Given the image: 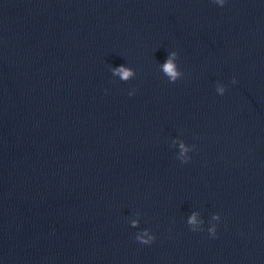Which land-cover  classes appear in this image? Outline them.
Listing matches in <instances>:
<instances>
[{"label": "clouds", "instance_id": "9594fccd", "mask_svg": "<svg viewBox=\"0 0 264 264\" xmlns=\"http://www.w3.org/2000/svg\"><path fill=\"white\" fill-rule=\"evenodd\" d=\"M212 2L220 7H223L225 6L227 0H212ZM177 60L178 53L176 51H171L169 52L166 61L162 65H160V69L162 73L167 77L169 83H175L184 75V73L178 67ZM112 74L114 76H118L121 81L127 82L136 76V71L131 67L121 65L117 68L112 69ZM232 83H236L235 78H233ZM216 92L219 95H224V93L226 92V87L218 83L216 86ZM128 94L129 96H132L134 95V91H130ZM172 145L178 146L179 150L176 155V159H178L182 164H186L190 161L191 157L189 156V153L196 148V145H188L184 140L179 138L173 139ZM136 215L137 217H139L140 213H137ZM220 219V214L214 213L211 216V220L209 221L210 227L207 229V231L213 238H215L217 233V224L215 222H219ZM204 223L205 221L201 218V213L198 211H194L187 218V224L190 226V230L193 232L203 231L204 229L202 226L204 225ZM139 224L140 220L138 218L130 220V226L133 228L139 227ZM134 238L137 242L143 245H150L156 240V236L147 228L143 229L140 232H137Z\"/></svg>", "mask_w": 264, "mask_h": 264}]
</instances>
